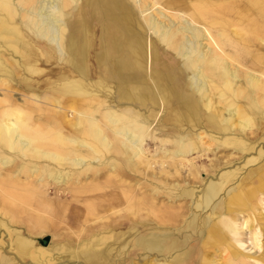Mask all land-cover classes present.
I'll use <instances>...</instances> for the list:
<instances>
[{"label":"bare ground","instance_id":"bare-ground-1","mask_svg":"<svg viewBox=\"0 0 264 264\" xmlns=\"http://www.w3.org/2000/svg\"><path fill=\"white\" fill-rule=\"evenodd\" d=\"M19 158L58 222L94 192L117 240L143 212L134 264H264V0H0V167ZM39 237L18 249L51 250ZM107 240L71 259L105 258Z\"/></svg>","mask_w":264,"mask_h":264},{"label":"rangeland","instance_id":"rangeland-1","mask_svg":"<svg viewBox=\"0 0 264 264\" xmlns=\"http://www.w3.org/2000/svg\"><path fill=\"white\" fill-rule=\"evenodd\" d=\"M77 29H78V27H77ZM231 52H233L232 49H231ZM239 53L241 54V56H240L241 58L247 56V52H239ZM103 68H105V67L102 66V69ZM15 93L17 95V96L15 95L16 98L21 97L22 99H26V97H27L19 89L17 90V88H16ZM16 98H14V100H16ZM78 135H79V133L76 136L78 137ZM80 138H82V136ZM47 145H48L47 142L46 143L42 142L40 144V147L41 148H47ZM145 148H149L150 155H151V154H153V150L155 149V146L149 144V145H146ZM4 152L6 153L7 149H5ZM150 155H149V157H150ZM106 156L108 158V162L111 161V154H107ZM17 161L18 162L13 164V165L11 164L7 167H0V260L5 258L4 260L9 261L10 264H100V261H97L95 259L89 260V261H83V260H85L84 255H82L83 259L81 258L78 261L71 259L70 251L68 248L70 247V249H76L79 251H81V249H82V251H84V249H86L85 246H87L86 242H88V241H86L87 239L85 240V238H83V234H79V232H80V231L78 232L79 229H76L77 233L73 234V237L68 236V233L71 232V227L68 225V222H66L67 221L66 219H64L61 222L60 221L58 222V221L54 220V216L46 218L47 215H45L46 217L42 218V219H34L33 218L34 206H36V201L38 200V198L40 196H46L49 198V200H51L54 196V193L52 192L51 189H48L46 187L42 188L41 186H39L38 185L39 183H37V179L39 177L36 175L33 177L32 174L30 173L29 167L32 166L33 161L27 162L26 160H23L20 158ZM25 162H27V163H25ZM106 162L102 166H100L101 167L100 169L102 170L101 173H103V174L99 173V174H97V176H95V177H97L96 180L98 183L102 182L104 179L103 176H105V174H104L105 172L103 169L106 166ZM14 165H16V166H23L24 165L22 168L24 173H22V176L19 177L17 180L10 177V176L8 177V175H10V173H12V171L15 169ZM51 165H53V164H51ZM156 166H158V165H156ZM64 168L68 169L67 171H69V172L71 170H72L71 172H74V170L72 168L70 169L68 166H65ZM143 173L144 172H141V174H139L137 176L133 175L130 179L133 182L140 183V188H141V186H144L147 183V180L150 179L149 176H145V175H143ZM92 177H94V176H92ZM214 180H216V179H214ZM30 181H32V183H30ZM90 181H92V179L87 180V179L81 178L79 180V182H81V183L76 184L73 180L71 182V185H69V188L73 189L75 192H78V191L80 192V189L87 187V184L90 183ZM144 182H146V183H144ZM33 184H34V186H33ZM25 186H26V188H25ZM28 186L32 187V188H28V189L33 190V191L31 190V194H30L31 197L28 196L27 192H26L27 191L26 189ZM5 191L7 192L6 194H5ZM34 191H35V193H34ZM104 192H105V190H104ZM10 193L14 194V195L16 194L15 196H17V198L15 197V199H14L13 198L14 195L11 196ZM101 193L100 192H94L92 194H101ZM71 194H72L71 192L68 194L69 198H71L69 196ZM81 197H83V195ZM2 198H4V199H2ZM16 200H18V201H16ZM8 203H10V204H8ZM33 204H34V206H33ZM70 204L75 205V207L86 208V204L82 203L81 201H79V202L78 201H72ZM128 207H130V205ZM87 210L89 211V209H87ZM141 213L143 214V212H141ZM85 214L86 215L83 217V220L81 221V226L82 225L87 226V225L93 224L94 216L91 214V212L86 211ZM86 221H89V222L85 223ZM4 225H6V226H4ZM7 227H8V229H7ZM33 234L40 236L39 238L45 237V239H47L48 241H50V239L53 238L52 249L49 251H46L45 253L39 251L38 249L37 250L31 249L29 252H23V251L19 250L17 247L19 236L23 235L24 237L27 236V238H28L30 236H33ZM87 236L90 237L89 234ZM84 242L86 243V245ZM36 245H38L37 242H36ZM41 245H43V244L41 243ZM42 258H43V260H42ZM145 260H146V258H143L142 260L139 259L138 262H144ZM135 262H137V261H135ZM135 262L131 261L127 264H134Z\"/></svg>","mask_w":264,"mask_h":264},{"label":"crops","instance_id":"crops-1","mask_svg":"<svg viewBox=\"0 0 264 264\" xmlns=\"http://www.w3.org/2000/svg\"><path fill=\"white\" fill-rule=\"evenodd\" d=\"M20 89H23L22 86H20ZM100 195L101 194H90L87 196L83 195V197L80 198L79 201L86 204V208H85L86 210L82 207L78 208V207H75V205L70 204V206H69L70 209H68V212L66 215V220L68 222V225L71 227V232H69L70 234L68 233V236L72 237L74 234L73 232L77 233L76 229H79V231H81V229H83V228H85V231H84L85 233L83 232L81 234H83V238H85V240L87 239L86 241H88V242L95 235H99V234L106 235V237H108V240H107L108 242L104 245L105 246L104 249H101V251H103V255L105 258L96 259L97 261H100V264H127L131 261L135 262V261H138L139 259L146 258L147 254H146L145 250L143 249V247L141 246V243H142L141 242L142 241L141 236L145 233L144 228L141 226L142 221H143V216H142L143 214L140 213L138 215V220H137V224H136L137 225L136 231L132 235H128L124 240H119V239L117 240L115 238V235L118 231L123 230V227H120V228L117 227V225H118L117 217L114 219L113 218L114 216H112V218L109 219L110 220L109 224L105 223L104 219L102 220V218L110 217L114 210L111 208L112 206L107 207L108 205H105L104 208H101L100 204L102 203V201H101L102 199L100 198L101 197ZM50 202H51V200H49L48 197L40 196L39 199L36 201V206H34V212H33L34 217L33 218L34 219H42V217L43 218L46 217L45 215H47L46 218L53 216L52 211H50V208H49V206L51 204ZM87 209H89V211ZM86 211L91 212V214L94 216V220H93L94 225L93 224L88 225L87 227L83 226V225L81 226V221L83 220V217L86 215L84 213ZM73 213L76 215L79 213V217L76 216V219H78L77 222L75 221L76 219H75V217H74L75 215H73ZM81 216H83V217H81ZM78 222H79V224H78ZM112 229L114 231L111 234ZM137 231H139V232H137ZM88 234L90 237L87 236ZM110 236H111V238H110ZM130 244H132V245H130ZM124 245H127L126 246L127 248L121 247V246L124 247ZM89 249H91V248L87 247L84 251H87ZM135 253H136V255H135Z\"/></svg>","mask_w":264,"mask_h":264},{"label":"water","instance_id":"water-1","mask_svg":"<svg viewBox=\"0 0 264 264\" xmlns=\"http://www.w3.org/2000/svg\"><path fill=\"white\" fill-rule=\"evenodd\" d=\"M43 245H46L48 243V240L47 239H44L42 242H41Z\"/></svg>","mask_w":264,"mask_h":264}]
</instances>
